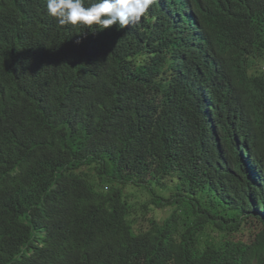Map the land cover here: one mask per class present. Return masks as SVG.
I'll use <instances>...</instances> for the list:
<instances>
[{"label": "trees", "instance_id": "obj_1", "mask_svg": "<svg viewBox=\"0 0 264 264\" xmlns=\"http://www.w3.org/2000/svg\"><path fill=\"white\" fill-rule=\"evenodd\" d=\"M199 2L179 64L0 0V264H264V0Z\"/></svg>", "mask_w": 264, "mask_h": 264}, {"label": "clouds", "instance_id": "obj_2", "mask_svg": "<svg viewBox=\"0 0 264 264\" xmlns=\"http://www.w3.org/2000/svg\"><path fill=\"white\" fill-rule=\"evenodd\" d=\"M199 6V0H92L88 4L85 0H47L46 3L48 15L60 25H81L89 29L96 26L102 30L121 28L123 32L145 26L147 32H157L156 38H164L167 57L179 64L185 63L188 56L206 50L205 43L199 40L208 37L207 24L201 15L203 5ZM194 17L201 24V31H197ZM160 22L166 28L155 30ZM171 34L175 37L172 43Z\"/></svg>", "mask_w": 264, "mask_h": 264}, {"label": "rangeland", "instance_id": "obj_3", "mask_svg": "<svg viewBox=\"0 0 264 264\" xmlns=\"http://www.w3.org/2000/svg\"><path fill=\"white\" fill-rule=\"evenodd\" d=\"M250 63L252 65V68L255 69V67H256V61L255 60L254 61L252 60ZM168 214L169 215H172L171 213H168Z\"/></svg>", "mask_w": 264, "mask_h": 264}]
</instances>
